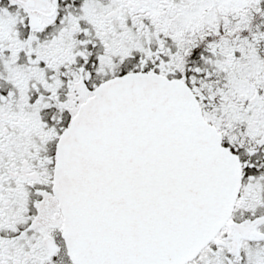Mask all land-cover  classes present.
<instances>
[{
  "label": "snow or ice",
  "instance_id": "obj_1",
  "mask_svg": "<svg viewBox=\"0 0 264 264\" xmlns=\"http://www.w3.org/2000/svg\"><path fill=\"white\" fill-rule=\"evenodd\" d=\"M0 264H264V0H0Z\"/></svg>",
  "mask_w": 264,
  "mask_h": 264
}]
</instances>
